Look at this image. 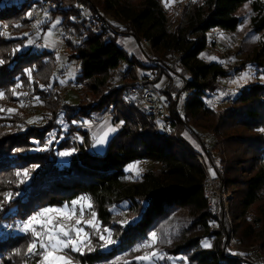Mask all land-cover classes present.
Segmentation results:
<instances>
[{
  "label": "trees",
  "instance_id": "1",
  "mask_svg": "<svg viewBox=\"0 0 264 264\" xmlns=\"http://www.w3.org/2000/svg\"><path fill=\"white\" fill-rule=\"evenodd\" d=\"M187 1L191 6L188 23L170 31L157 0H0V60L4 61L0 64V92L4 93L0 109L27 104L30 100L37 103L29 113L24 107L14 110L10 106L14 112L9 115L0 111V202L8 192L19 193L10 202L0 204V264H22L30 258L24 257L30 235L15 231L28 217L45 207L70 205L80 197L90 198L99 226L111 229L118 243L102 249V242L93 235L95 250L86 249L83 255L70 253L76 259L74 264H117L108 263L115 252L145 235L153 219L171 207L197 211L196 222L206 228L208 235L221 238L219 246L197 255L199 264H251L246 257L226 251L236 230L225 214L208 207L204 193L210 176L208 169L218 176L222 172L206 152L207 145L197 128L219 139L228 131L242 130L240 144L249 148L250 158L256 162L263 159L264 133L260 130L264 129V85L243 87L230 97L227 107L217 111L208 105V100L219 94L215 80L226 73L217 63H207L200 56L208 47L207 34L212 29H238L241 21L236 12L245 2L252 3L253 30L264 35V0ZM35 14L43 15L39 24L42 31L51 21L59 19L61 39L70 51L68 56L79 64L75 77L66 83L55 76V50L38 51L36 45L30 46L29 41L35 37L32 27V21L37 19ZM96 15L138 42L146 39L164 57L179 54L178 60L189 74V77L181 75L183 89L180 81L172 79L169 69L156 68L157 75L164 72L169 78L162 95L179 121L178 138L155 134L149 126L140 132L135 121L122 117L120 130L106 153L98 155L90 150L89 129L84 120L94 115L106 116L111 106L123 102L136 80V71L127 69L128 78L111 85L112 73L124 62L132 63V57L116 42V34L108 27H99ZM73 36L78 38L74 39L76 46L71 41ZM37 41L32 42L38 44ZM263 53L264 44L257 57ZM140 68L152 69L149 65ZM17 84L22 87L17 88ZM66 84L71 89L61 103ZM184 91L188 94L185 101L181 99ZM35 97H39V102ZM39 109L43 112L38 115ZM203 120H213L214 125L207 127ZM75 132L86 136V142L73 140ZM184 133H189L203 148L201 155L209 159L211 166L207 168L198 161L199 153ZM220 146L215 144L214 148L219 150ZM39 148L45 150L38 151ZM65 151L72 154L59 155ZM143 161L158 168L146 170L140 181L126 184L129 166ZM37 165L30 173L31 178L19 184L15 173ZM257 167L241 195L244 209L253 206L264 190V169ZM113 207H119L117 213ZM120 209L123 215L128 213L127 224L120 223ZM85 218H89L88 213ZM10 227L13 234L4 237V231ZM90 230L85 228L88 233ZM242 236V243H246L244 236L251 237L248 233ZM37 259L34 257L29 264H35Z\"/></svg>",
  "mask_w": 264,
  "mask_h": 264
},
{
  "label": "rangeland",
  "instance_id": "2",
  "mask_svg": "<svg viewBox=\"0 0 264 264\" xmlns=\"http://www.w3.org/2000/svg\"><path fill=\"white\" fill-rule=\"evenodd\" d=\"M157 1L166 14L168 26L171 27H169L170 31H173L178 25L180 27L186 26L191 11V6H189V2L187 0H174V2H172L169 7H165L164 0ZM50 6L54 7V4H50ZM35 16H37V19L32 21V27L35 31V37L32 39V41L38 39L39 41H42L43 45H40L39 43L35 44L34 42H32L30 46L36 45L38 51L44 48L55 50V56L57 58V68L55 76L58 80L64 81L66 83L67 80L73 79L75 77V72L79 69V64L73 62V60H70L68 56L70 54V51L65 49V44L61 39V33L57 23L59 19L51 21L48 28L46 29L47 31H42L39 28V24L41 23L40 21L43 15L35 14ZM236 16L239 17L241 21L238 29L236 31H227L220 28L212 29L207 34L208 47L200 56L201 59L207 63H217L220 66L221 70L226 73L225 77L215 80V84H222L224 90L222 92L218 91L219 94L213 95V97L208 100V105L210 107H213L217 111L224 109V107H227L226 105L228 101H230V97L239 93L243 87L254 83H260L264 85V79H261V77L264 76V53L262 54V56L257 57V55L261 53L264 44V35L263 33H257L253 30L252 18L254 16V13L252 10V3L245 2L237 10ZM96 21L98 22V25L101 29L104 27H108L109 30L113 32V34H116V42L125 50L127 55L132 57V63L130 64L137 66L141 71H147V73L150 72L154 74V79L150 83V86L152 88H155V90H157L162 95L164 89L168 85V75L164 72H161L160 75H157L156 73V68L163 67L170 70L172 79H175L174 81H177V83L178 81H180V87L182 86L181 88L183 89V77L181 75H183L184 77H189V74L180 64L178 60L179 54L168 55L164 57L158 51H155L154 49L151 50L145 43L147 41L146 39H142V42H138L133 36L122 34L119 29L115 30L107 22H105V19H101L99 15H96ZM241 27L242 30H240ZM2 30H4V27L2 28ZM6 31L8 32L9 30L6 28ZM73 35L76 34L74 33ZM257 37L259 39H256ZM74 39H77L78 41V38L73 36L71 40L73 45H77ZM83 47H86V45L83 44ZM152 53H154V56H152L155 57L156 64L149 66V68L152 69L142 70L140 68L142 66L143 68H148V63L152 58ZM169 63H171V65H169ZM122 67H124V65H122ZM126 69L129 68L126 67ZM245 75H250V78L241 80V77ZM112 78L113 79L111 85L113 86L123 83L124 80L128 77L120 80H115L113 72ZM234 81H238V83H234ZM69 89H71V86L69 84H66L63 88L64 94L61 97V103L65 101ZM187 96V92L184 91L182 92L181 99L185 101ZM227 97L229 100L226 101ZM166 104L171 110L169 104L167 102ZM36 105L37 103L30 100L27 104L18 103L12 104L11 106L7 105L3 109H9V106L14 110L24 107L26 108V112L29 113ZM39 111L40 112H37L38 115L43 112L41 109H39ZM180 111H183L182 106L180 107ZM3 112L4 114L9 115V112ZM37 113H35V115H37ZM108 114H113L112 108H110V111H108L106 113V116L104 117L94 115L92 118L84 120L86 122V124L84 125L89 129V133L91 134V137H88V140L90 142V150L98 155H104L106 153L109 143L119 131V129L114 125L112 118L108 116ZM121 118L122 117H120L119 121L120 127L122 124ZM100 119L101 121H99ZM203 121L207 127L214 125L213 120ZM96 123H99L98 126L95 125ZM109 129L114 130L109 132ZM197 130V132L201 133V136L204 139L205 144L207 145L206 152L208 151L211 154L213 160L216 163V166L222 172V175H215L214 178H220V180L223 181L222 184H224L225 186V188L221 187L220 192L222 194H220V196L218 197L216 206L211 209H216L218 212L225 214V218L228 219L230 225L233 224V227L236 230L235 237L232 236L231 238H229L230 246L226 251H231V253L241 255V257H246L251 264H264V210H261V206L264 205V190L262 191V194H260L259 200L255 204H253V206L244 209L241 205V195L244 193L243 191H245V183L253 176H255L258 169L257 165L259 167L261 166L264 169V157L258 162L250 158V156L248 155V153H250L249 148H244V146L240 144V142H242V138L239 135L243 133L242 130H235L237 131V133L228 131L229 134L227 133V135H222L220 139L200 128H197ZM106 132L108 133V135L105 139V143H96V141ZM262 132L264 133V131ZM180 133L181 132L178 128V136L180 135ZM77 134L81 133H73V140H81L77 136ZM184 135L194 147V150L199 153L198 156L202 158L203 163L206 164V167L208 168L209 165L211 166L212 164L210 163L209 159L206 160V158L201 155V153H203V148L198 146L195 139L190 136L189 133H184ZM230 135H232L231 138ZM215 144H219L222 146H220V149L218 150L214 148ZM157 168L158 166L147 163L145 161L136 162L134 165H130L127 169L128 172L126 174L124 182L126 184L138 182L142 179L141 174L143 172H145L146 170H153ZM129 169L132 170L130 171ZM208 170L210 174L209 177H213V175L211 174V171H213V169L209 168ZM84 207L87 216L88 210L86 203L84 204ZM117 209H119V207L112 208L115 213H117ZM197 213V211L190 208L171 207L165 213L158 215L153 219L152 223L150 224L151 226L149 227L145 235L134 238L133 243L129 246L119 248L115 252L116 254L108 263L126 264V262H131L137 264V261L135 259L136 257L142 256L145 254V252H150L153 249H143L141 251H134V249L142 243L146 242L151 232L156 231L158 237H160L161 240H171L172 242L158 243L156 245L155 250L159 253L165 254V259L157 260L155 264H199L197 255L201 251L213 250L215 247L219 246L221 238L219 236L217 237L208 235L209 232L206 231V228L202 227L200 223L196 222ZM118 215L120 221H127L126 218L128 213H125L123 215V212H121L120 209ZM113 221H115V219H113ZM22 224H20L19 228L15 230L17 231V233L21 231L20 228ZM212 225L214 224L212 223ZM92 232L93 230L91 229L89 233ZM246 233H248L251 237L244 236L246 243H242V241L240 242L241 236ZM11 234H13V229L10 227L6 228L3 235L5 237V235ZM95 242L96 241L92 236V244H95ZM117 243L118 242H116V244ZM204 243L211 244V247L205 248L203 246ZM28 245L26 246L24 257H26V259L29 257L30 258L23 261L22 264H29V262H32L34 260V257L27 254ZM12 251L13 248L11 249V252ZM167 257H172L174 259H168ZM180 257H183L185 259H178ZM75 261L76 259L74 258V263ZM103 264L107 263L105 262ZM139 264H145V262L141 261L139 262Z\"/></svg>",
  "mask_w": 264,
  "mask_h": 264
},
{
  "label": "snow or ice",
  "instance_id": "3",
  "mask_svg": "<svg viewBox=\"0 0 264 264\" xmlns=\"http://www.w3.org/2000/svg\"><path fill=\"white\" fill-rule=\"evenodd\" d=\"M172 2H174V0H164L165 7H169ZM57 23H59V21H57ZM4 27L6 28L7 25ZM240 30H242V27ZM256 39L259 38L257 37ZM29 43H32V41H29ZM16 51H19V49H16ZM3 63L4 61L0 60V64ZM28 74L31 78V71H29ZM249 78L250 75H245L241 77V80ZM261 79H264V76H262ZM234 83H238V81H234ZM16 87L19 88L22 87V85L17 84ZM12 91L13 94H16L15 89ZM22 95H27V93H23ZM3 97L4 93L0 92V98ZM34 99L39 102V97H35ZM0 111H7L9 113L14 112L13 109H0ZM32 122L33 121H29V123ZM113 130L114 129H109V132ZM260 131H264V129H261ZM107 135L108 133L106 132L96 141V143L104 144ZM37 150L43 151L45 149L39 148ZM71 154L72 153L68 151L59 153L62 157H67ZM36 167L39 166H33V169L31 170L24 169L22 171H17L15 175L19 180V184L26 183V181L31 178V171H33ZM129 170L131 171L132 169ZM211 174L213 177L215 176L214 171H211ZM16 195H19V193H6L4 195V200L0 202V204L10 202ZM85 203L89 217L87 219L85 218ZM92 208L93 205L90 198L80 197L77 200L71 201L70 205L65 204L61 208L45 207L28 217L23 222L20 230L26 235H30L32 238L27 247V254L32 257H38L35 264H74V258L70 255V253L74 252L83 255L85 249L89 252L95 250L92 244L93 235H95L96 238L102 242L100 245L102 249H107L110 245H114L116 240L113 239L112 230L107 227L101 229L97 221L96 213L92 210ZM120 223L124 225L128 222L120 221ZM86 227L91 228L93 232H86ZM171 242V240H161L156 231L151 232L148 240L137 246L134 251H141L143 249L153 250L145 252L142 256L136 257L135 259L137 264L141 261L145 262V264H155L157 260L165 259V254L156 251L155 247L158 243ZM203 246L205 248H210L211 244L204 243ZM167 258L174 259L172 257ZM178 259L183 260L185 258L180 257ZM126 264H131V262H126Z\"/></svg>",
  "mask_w": 264,
  "mask_h": 264
},
{
  "label": "built area",
  "instance_id": "4",
  "mask_svg": "<svg viewBox=\"0 0 264 264\" xmlns=\"http://www.w3.org/2000/svg\"><path fill=\"white\" fill-rule=\"evenodd\" d=\"M40 45H43L42 41L38 40ZM146 45L152 50L151 44L146 41ZM154 53L151 54V59L148 65L156 64ZM124 67H120L114 72V79L120 80L126 77V67L136 71V80L134 85L128 90V97L119 105L112 106V113L108 114L113 120L114 125L120 130V117H130L135 121L137 128L140 132H143L145 126H149L153 133L160 134L168 137L178 138L179 123L176 117H174L171 110L168 108L162 95L150 86V83L154 79V74L147 71H141L137 66L123 63ZM132 65V66H131ZM171 65V63H169ZM187 72L186 68H184ZM218 91L222 92L223 86L216 83ZM120 116V117H119ZM81 141L85 142V136L77 134ZM198 161L203 164V160L200 156L197 157ZM149 163V162H147ZM223 181L220 178L209 177L204 186V193L207 198L209 208H214L217 204L221 187L225 188ZM221 198V197H220ZM222 199V198H221ZM80 264V263H77Z\"/></svg>",
  "mask_w": 264,
  "mask_h": 264
},
{
  "label": "crops",
  "instance_id": "5",
  "mask_svg": "<svg viewBox=\"0 0 264 264\" xmlns=\"http://www.w3.org/2000/svg\"><path fill=\"white\" fill-rule=\"evenodd\" d=\"M99 124V123H98ZM98 124L96 123L95 125L98 126ZM89 136L91 137V134L89 133Z\"/></svg>",
  "mask_w": 264,
  "mask_h": 264
}]
</instances>
